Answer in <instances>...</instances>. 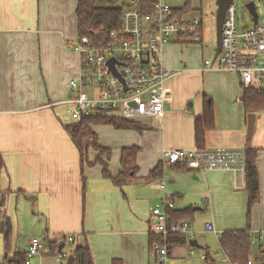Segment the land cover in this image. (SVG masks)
I'll list each match as a JSON object with an SVG mask.
<instances>
[{"label":"crops","instance_id":"0c3cea01","mask_svg":"<svg viewBox=\"0 0 264 264\" xmlns=\"http://www.w3.org/2000/svg\"><path fill=\"white\" fill-rule=\"evenodd\" d=\"M76 6L77 0H0V154L4 163L0 264H18L33 237L44 247L28 264H65L77 246L89 248L92 264H161L148 249L154 226L152 208L165 194L177 202L173 211L189 209L193 239L207 234L218 239L219 246L217 233L247 228L243 175L193 170L183 164L166 169L165 149L256 148L258 198L250 210L248 231L251 236L264 235V119L259 121L264 111L245 110L235 73L216 64L205 69L201 61L181 58L177 45L189 44L172 42L163 47L162 64L176 73L165 84L168 100L161 119L138 122L144 126L141 132L93 126L99 144L111 150L107 161L111 177L121 171V150L139 148L135 175L122 182L104 176L102 165L94 163L98 152L92 148L87 162L81 164L79 151L63 127L68 121L60 114L62 107L67 109L61 101L67 97L68 81L79 71V56L68 47L78 38ZM207 103L213 110L214 127L197 142L195 119L204 114ZM250 113L254 128L248 135ZM157 166L163 167L161 174L149 178ZM6 219L12 244L3 236ZM207 221L214 231L206 229ZM19 235H25L21 244ZM45 241L55 242L54 249ZM263 243L252 244L254 255L258 256ZM178 247H171L168 257L192 262L182 256L188 252L187 244L185 249H174ZM199 248L208 251L209 247ZM56 250L68 253L66 260ZM209 259L210 264H225ZM70 264H77L74 257Z\"/></svg>","mask_w":264,"mask_h":264},{"label":"built area","instance_id":"2783aa9c","mask_svg":"<svg viewBox=\"0 0 264 264\" xmlns=\"http://www.w3.org/2000/svg\"><path fill=\"white\" fill-rule=\"evenodd\" d=\"M183 1L184 6L173 7L167 0H121L120 26L109 32L107 40L98 36L94 41L80 36L74 43H68L79 56V71L69 79L67 97L61 101L72 120L103 115L141 122L164 116L168 100L165 84L176 71L163 66V47L172 42L202 40V19L189 12ZM236 9V3L231 0L222 23L221 49L216 47L213 59H205L203 67L207 69L216 64L218 69L235 73L242 90L251 86L264 89V25L257 20L251 27L239 30ZM162 162L165 167L183 164L193 170H224L243 177L245 174L243 148L165 149ZM173 210V198L169 194L152 208L151 232L157 241L149 249L161 264L169 254L168 239L173 234L184 235L188 253L194 254V247L188 244L193 239L191 221H172ZM205 226L208 231H214L210 221ZM67 239L73 241L72 236ZM263 240L264 235L251 237L252 244ZM43 247L39 238H31L25 264ZM67 256L65 251L58 254L62 261ZM246 264L264 262L250 258Z\"/></svg>","mask_w":264,"mask_h":264},{"label":"trees","instance_id":"16d2710c","mask_svg":"<svg viewBox=\"0 0 264 264\" xmlns=\"http://www.w3.org/2000/svg\"><path fill=\"white\" fill-rule=\"evenodd\" d=\"M121 0H77L76 18H77V32L78 37L87 36L91 40L96 41L97 37H103V41L107 40L110 31L118 29L121 22ZM190 0H185V7L188 9ZM102 41V42H103ZM242 102L244 108L248 112L264 111V89L258 87H249L242 90ZM94 125H108L115 129H133L141 132L144 129L140 123L129 121L109 116H81L78 120H71V122L63 125L64 129L69 134L72 142L76 146L80 154L81 164L88 160V149L92 148L98 152L94 163H100L103 167V175L113 179L114 182L126 181L133 177L136 172V157L139 152L137 146L124 147L120 154L121 171L115 176L111 177L107 168V161L110 159L111 150L99 144L97 134L93 130ZM214 114L210 104L207 103L204 114L195 119V139L197 142L203 141L204 132L213 129ZM245 150V174H244V188L247 192V228L237 231H226L221 233L219 237L220 252L228 259L231 264H246L251 257L255 260L264 262V243L260 244L258 248V256L254 255L251 243V234L249 233L250 210L252 205L258 198V169L256 166V148L246 146ZM105 157L106 160L102 158ZM93 164V163H92ZM4 166L0 154V172ZM174 166V165H172ZM157 170L151 171L149 178L159 176L163 170L162 166H157ZM2 192H0V198ZM189 209L172 211L171 220L178 221L189 219ZM3 236L7 243L10 238L11 225L10 221L6 219L3 223ZM157 238L150 233L149 246ZM185 236L180 234H173L169 237V248L185 244ZM50 248L54 249L55 242H46ZM57 251V250H56ZM55 251V252H56ZM62 251H57L56 254ZM205 259L211 256L206 254ZM72 256L75 258L77 264H92L90 250L87 246H77L73 251ZM256 257L258 259H256ZM26 254L18 258L19 263L25 264ZM18 263V264H19Z\"/></svg>","mask_w":264,"mask_h":264},{"label":"rangeland","instance_id":"374dc122","mask_svg":"<svg viewBox=\"0 0 264 264\" xmlns=\"http://www.w3.org/2000/svg\"><path fill=\"white\" fill-rule=\"evenodd\" d=\"M248 0H234L236 3L237 9V24L238 29L241 30L243 27H251L253 25V18L248 11V9L245 7L244 3ZM256 6V12L258 14V22L262 25H264V0H252ZM167 3L173 7H182L184 6L183 0H167ZM189 12H191L193 15H199L202 19V40L197 43H182V44H189V45H177L181 49L180 57L181 58H191L192 60H195L197 62L205 59H213L214 55V49L217 47L216 42V19H215V13H216V0H190L188 5ZM61 116L62 119L65 121L71 122V118L68 115L67 112H65V109L62 107L61 109ZM260 119H264V113L259 116ZM167 169V167H166ZM174 205L176 206L177 202H174ZM193 224V223H192ZM195 229V227H194ZM32 233V231H30ZM24 236H20L18 238V243L21 244L24 240ZM194 238V237H193ZM11 244H12V233L10 235ZM15 235H13V242L15 240ZM198 243L202 246V244L207 245L208 251L205 249L200 248H194V254H189L188 252H184L182 255L184 258L189 259L192 262H187L184 260L178 261L176 255L173 257H168L164 263L162 264H169L171 261V264H200V261L204 264H210L211 260H205L204 258L201 259L206 253L210 254V258L213 259L216 263H225V264H231L228 259L220 252L217 240L213 239V237L208 236L207 234H204L203 236H196L195 238ZM219 242V241H218ZM72 245V244H67ZM66 245V246H67ZM22 246V245H19ZM73 246V245H72ZM178 246V245H176ZM175 246V247H176ZM186 244H182L181 247L174 248L176 249H185ZM188 249V246L186 247ZM150 256L152 259H154L153 252L148 249ZM174 261V262H173ZM208 261V262H206Z\"/></svg>","mask_w":264,"mask_h":264},{"label":"water","instance_id":"95a60500","mask_svg":"<svg viewBox=\"0 0 264 264\" xmlns=\"http://www.w3.org/2000/svg\"><path fill=\"white\" fill-rule=\"evenodd\" d=\"M231 2V0H216V13H215V19H216V42H217V49H221V31H222V23L225 16L226 8L228 4ZM245 7L250 12L253 23H256L258 20V14L256 12V6L252 0H248L245 3ZM254 128V114L250 113L248 115V123H247V134L250 135ZM188 244L190 246H194L199 248L200 245L197 243L196 239H191L188 241ZM63 245V244H62ZM60 246V248L62 247ZM73 260V256H69L67 258V261L65 264H70Z\"/></svg>","mask_w":264,"mask_h":264}]
</instances>
